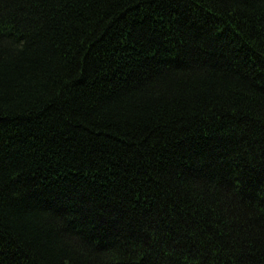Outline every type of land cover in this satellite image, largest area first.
Returning <instances> with one entry per match:
<instances>
[{"label": "trees", "instance_id": "obj_1", "mask_svg": "<svg viewBox=\"0 0 264 264\" xmlns=\"http://www.w3.org/2000/svg\"><path fill=\"white\" fill-rule=\"evenodd\" d=\"M0 264H264V0H0Z\"/></svg>", "mask_w": 264, "mask_h": 264}]
</instances>
